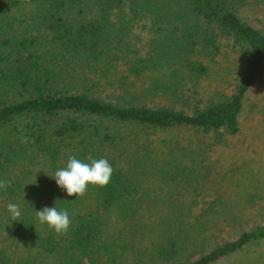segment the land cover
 Returning a JSON list of instances; mask_svg holds the SVG:
<instances>
[{"label": "trees", "instance_id": "trees-1", "mask_svg": "<svg viewBox=\"0 0 264 264\" xmlns=\"http://www.w3.org/2000/svg\"><path fill=\"white\" fill-rule=\"evenodd\" d=\"M261 1L0 0V264H217L264 242V223L213 240L237 219L204 199L210 141L180 135L239 132L264 65L239 11ZM224 39L240 76L204 100Z\"/></svg>", "mask_w": 264, "mask_h": 264}, {"label": "rangeland", "instance_id": "rangeland-1", "mask_svg": "<svg viewBox=\"0 0 264 264\" xmlns=\"http://www.w3.org/2000/svg\"><path fill=\"white\" fill-rule=\"evenodd\" d=\"M239 15L264 31V0L257 5L243 7ZM221 44V53L216 63L199 84L200 95L204 100H217L230 95L240 76V55L228 40H221ZM144 96L141 100L148 105L167 104L163 97ZM180 135L187 140L195 138L210 141L206 160L211 168L210 174L202 182L205 188L204 199L217 196L230 206L225 217L237 219L235 223L219 222L212 229L213 240L232 238L264 223V65L245 95L237 134L219 132L196 137L195 133L183 130ZM201 146L204 148L205 143ZM158 187L162 188L160 185ZM161 197L157 196L159 199ZM151 199L148 197L146 201ZM217 264H264V242L248 246Z\"/></svg>", "mask_w": 264, "mask_h": 264}]
</instances>
